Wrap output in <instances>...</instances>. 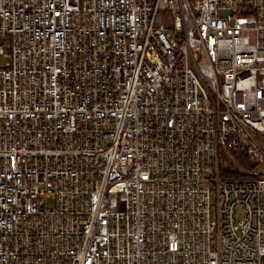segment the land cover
Masks as SVG:
<instances>
[{
	"label": "built area",
	"instance_id": "1",
	"mask_svg": "<svg viewBox=\"0 0 264 264\" xmlns=\"http://www.w3.org/2000/svg\"><path fill=\"white\" fill-rule=\"evenodd\" d=\"M262 164L264 0H0V264H264Z\"/></svg>",
	"mask_w": 264,
	"mask_h": 264
},
{
	"label": "rangeland",
	"instance_id": "2",
	"mask_svg": "<svg viewBox=\"0 0 264 264\" xmlns=\"http://www.w3.org/2000/svg\"><path fill=\"white\" fill-rule=\"evenodd\" d=\"M226 166L228 167V168H230L231 170H234V167L232 166V165H230V164H226ZM257 171L259 172V173H262V174H264V164H262V165H259L258 167H257ZM224 176H232V175H236V174H234V173H226V174H223ZM46 206H53V202L51 201V200H49V201H47L46 202Z\"/></svg>",
	"mask_w": 264,
	"mask_h": 264
}]
</instances>
